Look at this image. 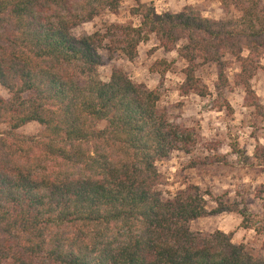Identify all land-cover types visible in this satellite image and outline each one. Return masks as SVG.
Returning a JSON list of instances; mask_svg holds the SVG:
<instances>
[{
    "label": "trees",
    "instance_id": "obj_1",
    "mask_svg": "<svg viewBox=\"0 0 264 264\" xmlns=\"http://www.w3.org/2000/svg\"><path fill=\"white\" fill-rule=\"evenodd\" d=\"M125 0H0V264H264L231 235L204 236L190 224L235 213L241 227L264 236L260 215L190 186L172 199L158 191L155 164L195 145L192 131L158 110L160 97L114 69L99 78L100 50L133 61L155 37L159 49L186 62L182 95L209 96L196 76L215 65L218 110L231 108L227 57L239 65L234 84L264 119L251 82L263 68V0H216L237 18L212 20L193 7L158 14L139 4L140 25L113 24L105 35L71 31ZM166 60L152 70L165 75ZM222 102H221V100ZM106 123L102 130L100 123ZM38 123L44 130L18 135ZM242 157V152L234 150ZM206 197L216 209L208 211Z\"/></svg>",
    "mask_w": 264,
    "mask_h": 264
},
{
    "label": "rangeland",
    "instance_id": "obj_2",
    "mask_svg": "<svg viewBox=\"0 0 264 264\" xmlns=\"http://www.w3.org/2000/svg\"><path fill=\"white\" fill-rule=\"evenodd\" d=\"M139 4L152 6L156 13H179L186 7H193L203 17L212 20L237 18L234 9L226 11L216 0H125L116 14L104 12L92 21L83 23L71 31L73 37L81 38L93 34L105 35L113 24L140 25V18L132 14ZM264 5V0H263ZM100 50L101 66L99 78L110 82L114 69L122 70L135 84L145 85L148 90L158 93L159 111L167 116L173 125L195 134V145L189 152L176 151L168 158L155 164L161 175L158 191L164 200L172 199L190 186H197L213 198L224 197V202L243 209L253 215H260L264 206V119L245 102V93L234 84L239 65L227 57L230 68L227 70L229 88L223 91L230 109L218 110L219 96L216 90L217 69L215 65L201 66L196 76L209 89V96L201 98L196 94L182 95L181 87L187 67L185 61L175 52L166 53L159 49L158 41L141 44L138 55L128 60L121 53H111L108 43ZM166 60L172 65L170 72L160 75L152 70L155 63ZM262 69L251 82L252 89L261 105L264 106V58ZM0 96L8 99V91L0 86ZM221 100V99H220ZM222 102V100H221ZM106 127L100 123L99 130ZM0 127V133L8 131ZM44 127L30 123L17 131L18 135L32 137L40 134ZM242 152V157L234 150ZM207 209H216L213 199L206 197ZM242 217L235 213L210 215L191 222L190 230L204 236L217 231L231 235L232 243L244 245L254 255H264V236L253 230L241 227Z\"/></svg>",
    "mask_w": 264,
    "mask_h": 264
}]
</instances>
